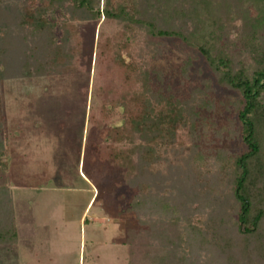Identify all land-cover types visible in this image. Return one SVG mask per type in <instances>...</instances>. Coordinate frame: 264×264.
<instances>
[{"label": "trees", "instance_id": "obj_1", "mask_svg": "<svg viewBox=\"0 0 264 264\" xmlns=\"http://www.w3.org/2000/svg\"><path fill=\"white\" fill-rule=\"evenodd\" d=\"M166 39L211 75L172 63ZM73 73L86 75L85 106L66 143L88 181L105 173L130 190L141 228L126 264H264V0H0V83ZM210 132L239 149L204 143ZM2 195L0 247L31 248V210Z\"/></svg>", "mask_w": 264, "mask_h": 264}, {"label": "rangeland", "instance_id": "obj_2", "mask_svg": "<svg viewBox=\"0 0 264 264\" xmlns=\"http://www.w3.org/2000/svg\"><path fill=\"white\" fill-rule=\"evenodd\" d=\"M87 28L90 33L92 27ZM165 42L172 63L191 57L193 76L211 75L196 50L176 39ZM85 82V74L73 73L16 77L0 83V160L7 162L6 168L0 166L2 199L12 205L25 200L37 228L31 248L25 244L1 246L0 264L128 261L126 241L133 230L141 228L136 211L128 210L130 190L113 188V180L105 173L88 181L75 165L76 148L66 143L67 136L79 138L75 131L82 125L85 104L80 89ZM215 94L234 99L223 88L217 87ZM84 135L85 129L82 138ZM228 135L219 144L216 134L210 132L203 142L239 149V141ZM77 138L73 141L78 142ZM187 154V147L170 150L161 161L162 175L169 174L171 166L182 165Z\"/></svg>", "mask_w": 264, "mask_h": 264}]
</instances>
